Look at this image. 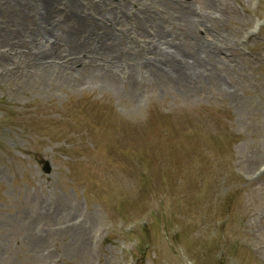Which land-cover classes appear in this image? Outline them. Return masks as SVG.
<instances>
[{"label": "rangeland", "instance_id": "obj_1", "mask_svg": "<svg viewBox=\"0 0 264 264\" xmlns=\"http://www.w3.org/2000/svg\"><path fill=\"white\" fill-rule=\"evenodd\" d=\"M262 24L264 0H0V264H135L144 213L182 231L136 264H264Z\"/></svg>", "mask_w": 264, "mask_h": 264}, {"label": "bare ground", "instance_id": "obj_2", "mask_svg": "<svg viewBox=\"0 0 264 264\" xmlns=\"http://www.w3.org/2000/svg\"><path fill=\"white\" fill-rule=\"evenodd\" d=\"M41 1H42V3H44V0H41ZM127 1L132 2V3L135 2V3L140 5V4H142L143 0H127ZM43 6H44L43 9L41 7L42 15H45V16L50 15L51 13H48L49 10H47L46 6L45 5H43ZM140 16H141V19H140L141 25H146V23L149 21V17H147V16L145 17V15H143V14L140 15ZM48 23H50V22L47 21L46 24H48ZM194 25H195V23H192L190 25V28L192 30H194ZM44 27L45 28L43 29V33L45 35L48 32L49 28H48V26H44ZM37 31L39 33V30H37ZM146 31H148V29H146ZM24 36H27L31 40L30 42H33L34 37L32 35H30V36L27 35V31L25 32ZM164 41H165V43H170V44L174 43L171 39L170 40L169 39H165ZM20 43L23 44V43H26V41L21 39ZM39 43H41V42H39ZM28 46H30V45L27 43V48L25 47L26 48L25 52L27 54L29 52L32 53V51H33V49L28 47ZM150 48L153 50V52L162 51L161 48L159 47L158 43H152ZM72 49H73V51H70L69 55H71V54H73L75 52L76 53L78 52L80 54L81 53H84V54L88 53L87 55L89 56V59L87 61L82 60V59H80L79 54H78V55L74 56V59L66 62L65 61L66 58L62 57L63 54L65 53L63 48L62 49H56V48L52 47V50H51L50 53H52L53 55L59 56V58L55 57V59L58 60L59 62H61L62 65L54 64L53 67H50L49 63L46 64L44 58L43 57H39V55L36 56L37 58H39V59H37L38 62L37 61L36 62L38 64L40 63L39 65L42 66V67H46V68L49 67L51 69L56 68L58 71H66L67 72V71H70V69H76V67L74 66L76 63H79V64L83 65L84 63L88 62L91 59V57H90V56H92L90 54L91 50H89L90 48L88 49L84 45V43L83 44L82 43H78L77 46L73 47ZM14 50H16V49H14ZM88 50H89V52H88ZM64 55H66V54H64ZM168 55L171 58L167 59V63H168L167 66H168L169 69L173 70L172 73H174L176 78H179L180 80L182 78H184V80L189 82L190 81L189 78L196 79L198 77H202L203 73L201 72V69H199V66H198L199 54H198V52L196 50L195 51L190 50L189 55L187 57H178V58H176L175 56L172 57L171 53L168 54ZM67 56H68V54H67ZM85 59H87V57ZM150 68H155L156 70H159V71H163L164 70L161 66H156V65H151ZM194 85L196 86V83H194ZM195 86H193V87H195Z\"/></svg>", "mask_w": 264, "mask_h": 264}]
</instances>
